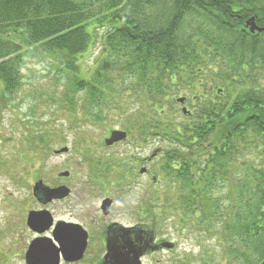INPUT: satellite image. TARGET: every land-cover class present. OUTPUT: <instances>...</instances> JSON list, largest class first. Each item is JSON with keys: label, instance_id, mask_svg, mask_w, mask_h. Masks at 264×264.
<instances>
[{"label": "trees", "instance_id": "trees-1", "mask_svg": "<svg viewBox=\"0 0 264 264\" xmlns=\"http://www.w3.org/2000/svg\"><path fill=\"white\" fill-rule=\"evenodd\" d=\"M251 17L264 29V0H0V117L28 54L52 57L73 123L107 127L114 111L163 143L165 216L214 238L221 264H262L264 31L244 27Z\"/></svg>", "mask_w": 264, "mask_h": 264}, {"label": "flooded vegetation", "instance_id": "flooded-vegetation-1", "mask_svg": "<svg viewBox=\"0 0 264 264\" xmlns=\"http://www.w3.org/2000/svg\"><path fill=\"white\" fill-rule=\"evenodd\" d=\"M148 140L147 134H126L107 147L130 143L134 151L143 153ZM161 150L157 147L149 157H134L137 163L130 167L128 178L109 177L108 170L97 169L101 163L85 155L92 177L75 180L71 172L63 171L59 174L62 180L51 187L37 180L31 187L37 207L18 213L15 226L7 233L10 243L0 244V264H197L189 247L179 242L181 227L169 219L172 213L164 220L163 204L149 205V198L164 199L163 195L150 197L146 180L151 175L153 186L158 184L161 172L157 168L159 176L152 174L149 164L160 160ZM54 152V156L67 155L68 148L60 155ZM39 181L50 189L62 187L63 195L48 201L41 193L35 195L33 188ZM133 186L141 192L131 201L128 194ZM54 206L61 210L54 211ZM30 213L37 215L32 226L28 225Z\"/></svg>", "mask_w": 264, "mask_h": 264}, {"label": "rangeland", "instance_id": "rangeland-1", "mask_svg": "<svg viewBox=\"0 0 264 264\" xmlns=\"http://www.w3.org/2000/svg\"><path fill=\"white\" fill-rule=\"evenodd\" d=\"M99 49V45H96L88 53L85 65L87 72L89 69L93 70ZM24 66L21 88L0 117V233L2 232L0 244L5 242L3 245L10 243L7 233L15 226L18 213L37 207L31 196V187L37 180L51 187L57 180H62L59 174L63 171L71 172V178L75 180L92 177L89 162L83 159L85 155L90 156L93 163H101L97 169L100 172L108 170L109 177L119 178L122 175L128 178L130 167L137 163L134 157H149L155 148H163V143L154 138H149L148 146L143 153L134 151L130 143L108 148L104 144V139L108 138L113 130L124 131L119 125V120L125 115L106 111L104 115L110 120L107 127H102L103 124L91 125L80 122L79 118L77 123H73L66 101L60 98L66 83L53 65V58L40 51H33L25 58ZM189 95V92H181L175 99L188 98ZM222 95L226 97L225 93ZM215 96L216 94H211L209 99ZM184 107L190 111L188 102ZM181 108L177 107V121L183 119ZM129 109L126 115L132 114L137 107L132 103ZM136 132L131 131L128 134H137ZM35 137H39L38 140L32 139ZM64 147L68 148L67 155H53L54 151ZM159 161L149 164L150 172L156 176L157 174L159 176L157 171ZM146 180L150 197L162 196L167 186L166 182L158 178V184L153 186L151 175ZM140 190L139 186H133L128 194L129 200L136 199ZM149 201L150 207L163 202L156 203V200L151 198ZM52 209L61 210L59 206ZM168 217L171 219L172 215ZM166 218L167 216L164 220ZM169 221L166 220L167 224L171 223ZM181 232L179 242L182 247H189V252L196 256L197 264H201L207 254L214 257L215 264H221L219 251L221 246L214 238L182 228Z\"/></svg>", "mask_w": 264, "mask_h": 264}, {"label": "water", "instance_id": "water-1", "mask_svg": "<svg viewBox=\"0 0 264 264\" xmlns=\"http://www.w3.org/2000/svg\"><path fill=\"white\" fill-rule=\"evenodd\" d=\"M245 28L248 29V31L253 34V33H261L264 31L263 28H259L256 24H255V18L251 17L249 18L244 25ZM177 102L179 104H183L184 99L180 98L177 100ZM182 114H187V111L185 108H182ZM126 137V133L124 131H120V130H113L110 132V136L109 138L104 140V144L106 146H111L112 144H114L115 142L121 141L123 139H125ZM67 151V148H62L58 151H55V154H61V153H65ZM62 187L61 188H57V189H50L48 187H44L42 185V183L39 181L35 184V187L33 188V191L36 193L35 195H39V193H41L44 197L46 196L47 201L52 199V198H60L63 195L62 192ZM41 191V192H40ZM37 220V215H35V213H30L29 217H28V225L32 226L35 221ZM34 247V245H31L29 247V250H32ZM264 264V263H262Z\"/></svg>", "mask_w": 264, "mask_h": 264}]
</instances>
